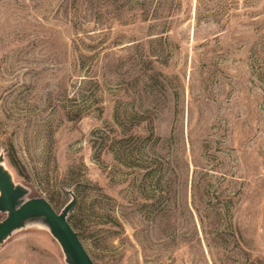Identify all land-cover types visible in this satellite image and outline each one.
Segmentation results:
<instances>
[{"label":"rangeland","instance_id":"obj_1","mask_svg":"<svg viewBox=\"0 0 264 264\" xmlns=\"http://www.w3.org/2000/svg\"><path fill=\"white\" fill-rule=\"evenodd\" d=\"M0 167L94 264L264 262V0H0Z\"/></svg>","mask_w":264,"mask_h":264},{"label":"water","instance_id":"obj_2","mask_svg":"<svg viewBox=\"0 0 264 264\" xmlns=\"http://www.w3.org/2000/svg\"><path fill=\"white\" fill-rule=\"evenodd\" d=\"M25 193L26 190L15 186L11 177L0 167V212L7 213L6 218L0 222V245L15 230L23 227L27 220L40 218L59 243L68 264H94L66 219L75 200L72 199L57 213L43 198L20 203Z\"/></svg>","mask_w":264,"mask_h":264},{"label":"trees","instance_id":"obj_3","mask_svg":"<svg viewBox=\"0 0 264 264\" xmlns=\"http://www.w3.org/2000/svg\"><path fill=\"white\" fill-rule=\"evenodd\" d=\"M257 264H264V262L261 260H257Z\"/></svg>","mask_w":264,"mask_h":264}]
</instances>
